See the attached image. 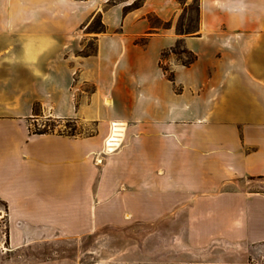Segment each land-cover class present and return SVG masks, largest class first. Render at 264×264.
Returning <instances> with one entry per match:
<instances>
[{"label":"crops","instance_id":"1","mask_svg":"<svg viewBox=\"0 0 264 264\" xmlns=\"http://www.w3.org/2000/svg\"><path fill=\"white\" fill-rule=\"evenodd\" d=\"M109 1L0 0V205L10 246L179 211L211 238L264 241V195L249 184L264 179V0H213L211 20L203 0L201 31L184 38L196 61L171 60L176 83L161 68L174 28L161 32L147 16L174 20L178 0H145L126 14L138 0L115 3L96 55H78L77 32ZM35 105L95 123L96 133H34ZM113 123L125 138L111 154Z\"/></svg>","mask_w":264,"mask_h":264},{"label":"rangeland","instance_id":"2","mask_svg":"<svg viewBox=\"0 0 264 264\" xmlns=\"http://www.w3.org/2000/svg\"><path fill=\"white\" fill-rule=\"evenodd\" d=\"M120 1H109L99 13L92 17L87 27L86 25L80 27L77 32L80 39H77L74 46L79 56L96 55L97 39L107 32L103 13L112 6L111 4L114 5ZM196 1L187 0L189 7L186 12L183 13L181 9L179 15L169 21L170 29L174 28L175 34L178 25L196 31L183 36L176 34L177 40L173 47L177 45L179 39L184 41L185 37H193L200 33L203 0H199V21L195 10ZM212 1H204V13L208 20L215 15ZM181 7L183 8L182 5ZM244 12L245 10H239L237 15L229 14L231 16L228 17L233 21L234 16H243ZM252 13L257 15L258 11ZM147 17L152 27H158L157 17L163 23L162 28L160 27L161 32L165 31L163 26L169 22L161 20L155 14H149ZM157 31L151 30L149 35L143 36L137 43L145 44ZM183 46L187 48L185 41L178 48V55L167 54L166 57L161 58L162 67L168 70V75H174L175 83L180 82L181 79L174 73L171 60L181 64L191 59L189 54L182 53ZM84 90L90 93L93 87L88 85ZM34 118L36 121L31 123L33 132L46 130L48 133L78 137L93 136L96 133L95 123H83L84 121L78 118L71 120L52 118L44 114L41 108L39 116ZM249 184L253 186L252 190L264 195V179L255 180ZM186 212L179 211L175 215L158 218L151 222L134 221L119 226H102L89 234L55 232L31 234L24 246L14 248L10 246L11 234L5 209L0 205V264H264V241L230 240L221 236L211 238L209 233L192 231L191 225L197 223V218L192 220Z\"/></svg>","mask_w":264,"mask_h":264},{"label":"trees","instance_id":"3","mask_svg":"<svg viewBox=\"0 0 264 264\" xmlns=\"http://www.w3.org/2000/svg\"><path fill=\"white\" fill-rule=\"evenodd\" d=\"M144 1L145 0H138V1L134 2L130 6H126L124 8V14H126V13H128V12L134 10V9L140 8L144 4ZM178 2L183 6V8H182L183 9V13H185L186 10H187V8L189 7L187 5V0H178ZM111 5H113V4H111ZM195 10H196V13H197V19L199 21V15H200V3H199V0L196 1V8H195ZM156 22L159 23L158 24L159 26L157 28L161 29L163 23L157 17H156ZM165 24L166 25L163 26V29H169L171 27L170 22L169 23H165ZM195 32L196 31H193L190 28H184V26H182V25H178L177 28H176V34L177 35H182L183 36V35H187V34H191V33H195ZM183 42L184 41L182 39H179L178 42H177V45L175 47L171 48L170 50H168L166 52H163L162 58L166 57L167 54L178 55L179 54L178 48L180 47V45L183 44ZM182 53L189 54L191 56V59L189 61H187V62H181V65H183L185 67H189V66H191L196 61V56L192 52H190L187 48H185L184 46L182 47ZM161 68H162L163 72L165 73V75H167V78L170 81L173 82L174 75L173 74L168 75V70L165 69V68H163L162 65H161ZM39 109H40V106H38V105H35L34 106V115L35 116H39ZM34 133H37V134H45V133H48V131L42 130V131H36Z\"/></svg>","mask_w":264,"mask_h":264},{"label":"built area","instance_id":"4","mask_svg":"<svg viewBox=\"0 0 264 264\" xmlns=\"http://www.w3.org/2000/svg\"><path fill=\"white\" fill-rule=\"evenodd\" d=\"M125 138L124 126L113 123L108 136L105 139L104 148L106 153H115L122 146Z\"/></svg>","mask_w":264,"mask_h":264},{"label":"bare ground","instance_id":"5","mask_svg":"<svg viewBox=\"0 0 264 264\" xmlns=\"http://www.w3.org/2000/svg\"><path fill=\"white\" fill-rule=\"evenodd\" d=\"M99 163H101V160H99Z\"/></svg>","mask_w":264,"mask_h":264}]
</instances>
